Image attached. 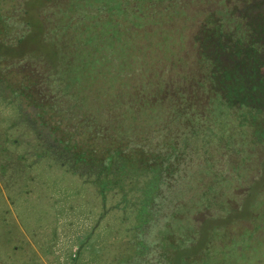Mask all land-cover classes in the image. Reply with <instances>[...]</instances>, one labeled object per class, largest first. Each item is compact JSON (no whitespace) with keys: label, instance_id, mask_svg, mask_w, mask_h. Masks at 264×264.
<instances>
[{"label":"trees","instance_id":"16d2710c","mask_svg":"<svg viewBox=\"0 0 264 264\" xmlns=\"http://www.w3.org/2000/svg\"><path fill=\"white\" fill-rule=\"evenodd\" d=\"M0 98L136 206L114 262L264 264V0H0Z\"/></svg>","mask_w":264,"mask_h":264},{"label":"rangeland","instance_id":"374dc122","mask_svg":"<svg viewBox=\"0 0 264 264\" xmlns=\"http://www.w3.org/2000/svg\"><path fill=\"white\" fill-rule=\"evenodd\" d=\"M30 48L40 52L41 44ZM17 103L0 98V264H118L116 254L133 238L136 206H115L119 193L104 203L93 183L32 155L33 134Z\"/></svg>","mask_w":264,"mask_h":264}]
</instances>
